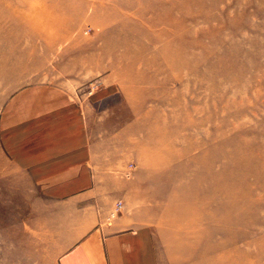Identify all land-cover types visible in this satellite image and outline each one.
Returning a JSON list of instances; mask_svg holds the SVG:
<instances>
[{"label":"rangeland","instance_id":"1","mask_svg":"<svg viewBox=\"0 0 264 264\" xmlns=\"http://www.w3.org/2000/svg\"><path fill=\"white\" fill-rule=\"evenodd\" d=\"M104 83L138 107L161 263L264 264V0H0V113Z\"/></svg>","mask_w":264,"mask_h":264},{"label":"crops","instance_id":"2","mask_svg":"<svg viewBox=\"0 0 264 264\" xmlns=\"http://www.w3.org/2000/svg\"><path fill=\"white\" fill-rule=\"evenodd\" d=\"M122 94L113 83L71 95L43 84L6 102L0 264H162L144 192L158 178L146 176L138 107Z\"/></svg>","mask_w":264,"mask_h":264},{"label":"built area","instance_id":"3","mask_svg":"<svg viewBox=\"0 0 264 264\" xmlns=\"http://www.w3.org/2000/svg\"><path fill=\"white\" fill-rule=\"evenodd\" d=\"M127 175H129V173H127ZM120 206H121V203H118V204H117L116 211H118V209L120 208ZM116 211H115V212H113V214H116Z\"/></svg>","mask_w":264,"mask_h":264},{"label":"bare ground","instance_id":"4","mask_svg":"<svg viewBox=\"0 0 264 264\" xmlns=\"http://www.w3.org/2000/svg\"><path fill=\"white\" fill-rule=\"evenodd\" d=\"M56 20H58V19H53V20H52V24H53V22H55ZM57 24H58V23H57Z\"/></svg>","mask_w":264,"mask_h":264}]
</instances>
